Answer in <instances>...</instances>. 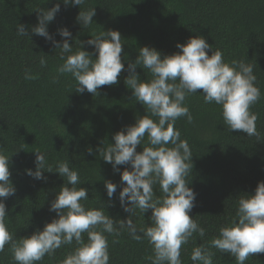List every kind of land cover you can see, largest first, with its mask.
Listing matches in <instances>:
<instances>
[{"label":"trees","instance_id":"trees-1","mask_svg":"<svg viewBox=\"0 0 264 264\" xmlns=\"http://www.w3.org/2000/svg\"><path fill=\"white\" fill-rule=\"evenodd\" d=\"M56 2L0 0V148L10 156V179L16 189L15 195L4 201L8 230L19 240L58 218L49 206L65 181L55 172L43 173L47 181L25 173V169L35 170L36 149L45 154L53 171L57 162L64 160L78 171L81 185L77 187L88 189V199L81 201L86 209L99 208L103 202L106 213L114 220L129 216L118 199L120 173L114 172L111 164L96 153L103 146L102 141L104 146L114 143V133L148 114L124 83L128 62L135 61L141 46L154 48L162 56L171 55L180 51L177 43L200 35L213 51L223 52L226 62L243 60L253 65L261 97L251 111L258 115L256 128L261 139L229 132L220 106L205 104L202 90L186 99L193 121L189 124L181 117L175 128L192 152L193 169L187 179L196 198L189 216L205 229V236L194 233L181 248V260L183 264H194L191 252L194 247L203 246L215 253L213 264H237L230 255L211 247L210 241L218 236L221 226L230 225L236 218L239 197L254 194L257 182L264 181V0H87L81 9L93 7L96 13L88 29H83L75 19L79 6H65L61 2L48 31L61 41L57 29L68 28L73 51L78 40L87 41L95 32L111 29L121 35L125 70L117 84L102 86L96 96L87 91L77 93L76 81L70 74H57V66L63 63L59 49L30 31L37 23L35 10L51 8ZM17 24L25 25L29 38L17 36ZM84 50L95 59L92 46L85 45ZM211 51L208 50L209 55ZM45 54L47 66L41 68L39 59ZM25 69L37 78L24 79ZM135 71L142 80L151 79L147 69L137 67ZM146 142L145 137L136 151L141 152ZM88 147L93 155L88 154ZM126 167L130 169L127 165L118 166L121 171ZM104 180L117 185L112 207L108 206ZM154 194L161 195L158 185L154 186ZM150 216L151 210L143 215L137 210L130 218L139 229L151 224ZM105 236L109 264H151L148 257L153 255V249L147 239L136 241L127 229L121 230L119 236ZM84 240L87 242V233ZM75 247V242L62 245L54 255H46L37 264H62ZM0 264H16L10 245L0 252ZM245 264H264V253L253 254Z\"/></svg>","mask_w":264,"mask_h":264},{"label":"clouds","instance_id":"clouds-1","mask_svg":"<svg viewBox=\"0 0 264 264\" xmlns=\"http://www.w3.org/2000/svg\"><path fill=\"white\" fill-rule=\"evenodd\" d=\"M65 6H79L76 21L83 29L93 24L95 9L82 10L80 6L87 0H57L51 8H37V23L31 27L32 34L51 42L59 49L63 61L56 68L57 74H70L76 81L75 91H85L98 95L102 86L118 83L120 73L125 70L121 60L122 38L119 31L95 32L87 41H77L73 51L72 33L66 27L57 29L61 41L49 33L48 25L60 11V3ZM17 36L29 38L24 24L15 26ZM92 46V53L84 46ZM180 51L163 55L154 48L141 46L135 61H129L128 76L124 83L131 90L132 97L146 108V115L136 118L133 125L125 126L113 134L114 143L96 149L102 159L111 164L114 172L120 173L122 182L118 199L124 212L129 216L124 220H114L101 207L86 209L81 201L88 199V189L81 185L78 171L69 167L67 160L58 161L55 171L47 164L46 156L39 149L35 153V170L25 169V173L36 180L47 181L44 172H55L65 181L50 202L49 211L58 218L46 223L42 230L28 237L15 239L6 225L5 200L14 196L16 189L10 179V156L0 148V252L10 245L12 259L16 264H37L46 255L51 256L62 245H77L68 253L62 264H109V244L105 233L119 236L127 229L136 241L147 239L153 255L148 257L151 264H183L181 248L198 234L205 236V229L189 216L195 205L196 193L189 187L188 176L193 169L192 152L186 140L175 128L181 117L187 123L193 121L186 99L202 90L203 102L220 106L224 124L229 132H242L249 137L261 139L256 128L258 115L251 107L261 97L256 86V75L252 64L243 60H224L220 49L213 51L212 45L204 37H189L183 44L177 43ZM211 51V55L208 54ZM46 54L39 59L41 68L47 66ZM137 67L147 69L151 79L142 80L135 71ZM30 69H25L24 79H36ZM55 82V78H54ZM155 117L156 119H153ZM147 142L141 152L136 148ZM93 155L91 147L87 148ZM127 165L121 171L118 166ZM159 186L161 195L154 194V186ZM108 206L112 207V197L117 185L104 180ZM151 210L150 225L138 229L131 216ZM87 233V242L84 234ZM210 246L222 254H228L237 264H245L253 254L264 253V181H258L254 194H244L238 199L236 218L230 225L221 226L219 234L210 241ZM215 253L203 246L193 248L190 259L200 264H213Z\"/></svg>","mask_w":264,"mask_h":264}]
</instances>
